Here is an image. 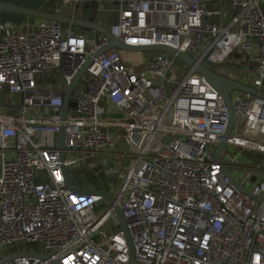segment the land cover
<instances>
[{
	"label": "built area",
	"instance_id": "built-area-1",
	"mask_svg": "<svg viewBox=\"0 0 264 264\" xmlns=\"http://www.w3.org/2000/svg\"><path fill=\"white\" fill-rule=\"evenodd\" d=\"M64 2L127 45L191 53L264 91V0ZM43 8L58 13L61 0ZM108 43L59 21H0V261L31 252L2 264H131L117 206L135 264H264V97L231 91L227 136L228 106L203 76L164 51L111 48L94 57L62 120L67 86ZM235 54L239 71L228 67ZM98 166L113 203L66 185L64 167L71 178L92 171L99 186L82 187L102 190Z\"/></svg>",
	"mask_w": 264,
	"mask_h": 264
},
{
	"label": "water",
	"instance_id": "water-1",
	"mask_svg": "<svg viewBox=\"0 0 264 264\" xmlns=\"http://www.w3.org/2000/svg\"><path fill=\"white\" fill-rule=\"evenodd\" d=\"M47 4V0H0V21L5 23L14 24L17 26L23 25L25 20L28 18H36V19H46V20H54L59 21L63 24L72 25L75 27H82L87 30H94L96 32V36L98 37L101 33L108 36L109 43L98 49L91 57L87 59L84 65L80 68V70L75 75L72 82L67 86V90L63 95V104L61 110V118L64 120L67 115V111L69 108V100H70V93L73 89H75L77 82L80 81L82 75L87 70L88 66L92 63L94 57H97L104 53L106 50L111 48L120 49V50H137V51H164L165 56L169 54L175 55L177 59L191 68L195 73L200 74L204 77V79L212 85L220 94L223 95L226 104L228 106L229 111V121L226 130V135H231L234 125H235V113L232 104L231 98V91L233 89H240L252 94L259 95L264 97V91L258 90L255 87L249 86L242 82L236 81L229 77H226L220 73H218L215 69H213L209 65H205L202 62L196 60L191 53L188 52H181L176 50L173 47L166 46V45H147V46H132L127 45L116 37H114L109 28L99 22L88 20L84 18H80L77 16L68 15L65 11V2L61 0V9L60 12L54 13L51 10L44 9L43 7ZM227 146L226 142L221 141L216 149L215 152V160H220V153L223 149ZM59 148L61 149L60 155L61 158L64 159L65 153L63 149L65 148V124L62 123L60 126L59 131ZM95 170H100L99 177L101 178L103 185L101 189H94V188H84L82 185L90 181L94 186H99V182H97L93 177L92 171H87L83 173V175H78L74 178L69 176V169L64 167V173L66 178V185L69 189L77 193H96L102 195L111 203L114 202V197L108 192V183L106 181L104 172L101 170V167L98 166ZM226 174L230 177L231 182L238 188H240L244 192H248L243 187L239 186L236 180L231 176L229 171L226 170ZM76 184L77 186H75ZM119 218L121 220L122 226L126 232L130 247H131V264H135V252H134V245L132 239L130 237L128 223L124 216L123 210L120 206L116 208ZM31 252L27 251L24 253H13L7 257H4L0 264L5 261L13 260L17 256L22 255H29ZM55 264H59L58 261L54 262Z\"/></svg>",
	"mask_w": 264,
	"mask_h": 264
},
{
	"label": "rangeland",
	"instance_id": "rangeland-1",
	"mask_svg": "<svg viewBox=\"0 0 264 264\" xmlns=\"http://www.w3.org/2000/svg\"><path fill=\"white\" fill-rule=\"evenodd\" d=\"M151 53H152L151 51H145V55H150ZM237 59H238V56L235 54V55H233V56L230 58V61L228 62V63H229V64H228V67H230V68H234L235 71H239V70H240L239 66H238L237 63H236ZM180 65L183 66L182 63H180Z\"/></svg>",
	"mask_w": 264,
	"mask_h": 264
},
{
	"label": "crops",
	"instance_id": "crops-1",
	"mask_svg": "<svg viewBox=\"0 0 264 264\" xmlns=\"http://www.w3.org/2000/svg\"><path fill=\"white\" fill-rule=\"evenodd\" d=\"M99 4H100V6L103 5L102 2H100ZM84 8H85V7H84ZM224 10H225V13H226V15H227L226 19H228V17L231 15V9H230V7H229V4L224 3ZM84 13H85V10H84V9H80V10L78 11V13H76V15L79 17V16L83 15ZM67 14L70 15L71 13L68 11ZM100 17L102 18L101 15H100Z\"/></svg>",
	"mask_w": 264,
	"mask_h": 264
}]
</instances>
